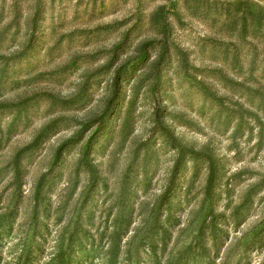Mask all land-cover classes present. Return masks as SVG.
Segmentation results:
<instances>
[{"label": "rangeland", "instance_id": "1", "mask_svg": "<svg viewBox=\"0 0 264 264\" xmlns=\"http://www.w3.org/2000/svg\"><path fill=\"white\" fill-rule=\"evenodd\" d=\"M258 9H264V0H0V30L12 24L0 41V53L20 51L31 38L34 43L27 58L0 75V214L18 211L0 246V264H26L28 259L32 264H61L56 255L66 247L78 219L96 236L114 227L128 231L117 264H166L194 240L212 208L221 212L239 204L245 191L264 177V109L245 88L224 82L222 69L248 86L264 83V71L250 73L248 64L255 24L250 12ZM243 16L247 32L234 25H242ZM164 23L197 70L186 75L175 61L166 73L163 101L153 98L145 82L131 111L132 87L145 70L124 83L93 145L99 179L92 185L90 172H77L76 162L95 130L94 125L85 131V125L103 116L113 95V73L89 75L108 62V50L129 30L121 61L138 56L145 41L161 38ZM150 57L155 59L156 47ZM222 96L258 117L247 113L249 121L236 137V123L224 126L218 116ZM157 106L165 109L163 116L156 113ZM159 122L169 125L185 145L222 159L223 176L212 198L204 191L207 163L189 162L172 186L170 209L161 206L178 151L158 130ZM42 131L40 146L21 154L16 179L12 162ZM76 135L83 141L69 145L56 161L59 146ZM44 175L39 215L43 236L35 238V191ZM165 208L176 225L162 252L161 231L156 235L154 227L160 214L165 221ZM248 209L239 228L229 226L230 239L216 264H235L246 243L264 229V189ZM262 238L248 251L250 264H264V233ZM149 242L154 247L159 243L158 249L151 250ZM105 248L92 261L86 250L74 254L72 264H105Z\"/></svg>", "mask_w": 264, "mask_h": 264}, {"label": "trees", "instance_id": "2", "mask_svg": "<svg viewBox=\"0 0 264 264\" xmlns=\"http://www.w3.org/2000/svg\"><path fill=\"white\" fill-rule=\"evenodd\" d=\"M252 19L255 20L253 40L250 41L251 51L250 58L248 59L249 72L254 73L258 69L264 71V9H258L255 12L251 11ZM155 17L158 16L157 13L154 14ZM239 20V19H238ZM242 25L239 22H234V25L238 31H246L248 29V19L245 16L242 17ZM232 21H234L232 19ZM37 16H34L33 23L34 26L37 25ZM157 23V22H156ZM12 24H8L6 27L0 30V39L11 30ZM130 31V30H129ZM129 31L124 36V38L112 48L108 50L110 58L108 62L101 68L92 72L89 77H94L100 74H105L112 72V86L113 95L110 98L103 116H100L98 120H94L91 123L85 125V131L91 130L95 125V130L89 136L86 144L76 162V171L80 172L82 170L90 172L91 184L94 185L99 179V172L97 165L94 163L92 158V151L94 142L97 139L99 131L103 128L105 120L103 117L106 115H111L118 104V99L121 96L122 89L124 88V83L134 79L135 73L140 70H145L143 74L140 75V79L137 84L132 87L133 98L130 102L129 110H133V106L136 99L139 96V91L143 87L145 82H148L149 89L153 98L159 102L163 101V95L166 93V73L172 70L173 63L176 61L178 66L186 75H193L192 69L197 70L190 62L189 52L180 46L174 38L172 37L169 25L164 23L161 27V38L155 40H148L142 43L139 48V54L136 57L128 59L126 61H121V54L128 44L129 41ZM2 38L0 41H2ZM156 44V46H154ZM34 46L32 38L28 41L27 45L20 51L14 53H0V75H5L8 72L9 67L20 64L25 58L28 57V50ZM156 47V57L153 61L151 60V50ZM235 60L237 59V54L235 55ZM222 80L228 82L234 86H240L245 88L248 95H251V101L258 104V108L264 109V83H258L257 87H251L246 85L245 81H236L229 78L224 74L222 69ZM244 95V94H242ZM218 116L222 117V125L229 126L233 120L236 126L233 130V135H237L243 132V128L249 121L246 114L249 113L252 117L257 119L255 112L247 110L242 105L238 108V103H233L229 98H218ZM230 103H233L232 105ZM165 109L157 106L156 113L163 112ZM161 116H163L160 113ZM52 126L47 127L49 130ZM158 130L166 137L168 144L175 150L178 151V156L175 159L171 179L169 186L165 190L162 196L161 206H165L170 203L172 198V186L176 184L178 177L187 167L189 162L197 164L198 162L207 163V178L205 185V194L207 198H212L215 194L216 187H218L220 180L223 176L224 165L222 164V159L216 157L213 153L206 149H197L193 146L185 145L180 137L173 131V129L162 122L158 123ZM45 131L39 133L36 138L25 148L21 149L14 160L13 165L16 171L15 178L18 179L21 175L19 171V161L21 154L25 151L32 150L40 146L43 141V134ZM82 136H74L69 138L64 143H62L58 150L56 161L59 160L63 151L68 150L69 145L75 144L83 141ZM222 171V173H221ZM46 180V175L42 176L36 186L35 191V202H34V213H33V236H43L41 232L42 220L39 219L41 210L43 209L44 196H43V186ZM264 189V177L258 182L252 184L243 194L242 200L239 204H236L228 210L221 212L211 209L205 219L203 220L198 233L196 234L194 240L184 249L177 253L176 256H171L167 259L166 264H187V262H192V264H216V260L220 258V252L230 239L229 226L234 228H239L248 218L246 210L249 211L251 204L253 203L254 197L259 194ZM170 209V206H166ZM167 210L165 214V221H161L160 214L155 220L154 230L156 235L161 231V245L162 252L167 249L168 243L171 240L172 228L176 223L174 222V215L171 210ZM45 210V209H44ZM18 211L4 212L0 214V246L4 244L5 234L10 233L13 228L12 219L16 217ZM167 222V224H165ZM46 225V229H48ZM126 228V227H125ZM264 229H260L255 233V235L246 243L245 250L241 254L239 260L235 264H250L248 251L254 248L256 245L262 242V235ZM128 234V231L124 228L114 227L111 230H106L101 233V236H96L93 231L85 226L80 219L75 222L73 229L71 230L68 243L65 248H62L56 255L57 260L61 264H72V256L77 255L79 252L87 251V260L92 261L99 255L98 250L100 248H105V253L107 255V263L105 264H117L119 254L122 251V241L124 237ZM144 246L147 244L144 243ZM154 244L148 243V247L151 250L158 249L159 243ZM95 251L94 254L90 252ZM198 257V258H197ZM26 264H32L31 260L28 259ZM222 264H226L222 262Z\"/></svg>", "mask_w": 264, "mask_h": 264}]
</instances>
